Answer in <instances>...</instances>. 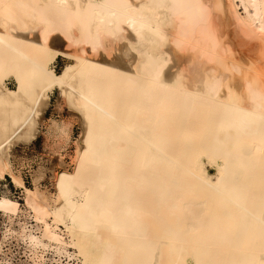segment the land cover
Listing matches in <instances>:
<instances>
[{
    "label": "bare ground",
    "instance_id": "obj_1",
    "mask_svg": "<svg viewBox=\"0 0 264 264\" xmlns=\"http://www.w3.org/2000/svg\"><path fill=\"white\" fill-rule=\"evenodd\" d=\"M253 44L264 0H0V178L23 186L10 152L55 88L81 129L54 193L40 171L25 189L32 246L78 264H264V76L232 56Z\"/></svg>",
    "mask_w": 264,
    "mask_h": 264
},
{
    "label": "rangeland",
    "instance_id": "obj_2",
    "mask_svg": "<svg viewBox=\"0 0 264 264\" xmlns=\"http://www.w3.org/2000/svg\"><path fill=\"white\" fill-rule=\"evenodd\" d=\"M239 11L243 13L242 9ZM54 46H57L54 48L56 50H65L66 48L57 42H55ZM242 52L244 54L241 55L240 53ZM232 56L233 60L242 66L243 71L246 69L243 72L244 76L252 77L254 73L251 72L255 71L260 72L264 76V46L253 44L248 48H235ZM248 59H253L251 60L253 61L252 64L249 65ZM69 64H71V60L65 57H58L54 62L53 70L59 75ZM6 85L11 90L15 89V83L12 79L6 81ZM58 94V88H55L49 94V104L44 111L45 119L39 127L36 139L28 143H18L10 152L13 172L16 177L22 180L23 186L14 184L10 175L0 178V197L6 196L18 204L16 213L0 210V264L79 263L73 249H68L67 253H56L50 248L40 250V248L32 246L29 241L30 235L40 236L42 225L34 221L33 212L25 204V189L34 190V177L40 171L42 179L39 182V187L53 194V174L62 169V165L57 162V156L62 158V164L64 166L66 164V167L70 168L71 171V165L77 149L76 141L81 136L77 118L67 109L64 101L61 100L62 102L59 103ZM57 107L58 112L56 110ZM53 122H56L59 127L64 126L67 134L57 137L52 127ZM55 164L56 166H54ZM203 170L207 180H212L213 182L217 180L216 167L210 166L205 162L203 163ZM47 222L51 224L52 220L48 219ZM60 228L64 230L63 227ZM62 237L68 240L65 233H62Z\"/></svg>",
    "mask_w": 264,
    "mask_h": 264
}]
</instances>
